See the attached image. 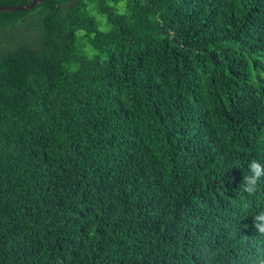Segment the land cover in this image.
I'll return each instance as SVG.
<instances>
[{
    "label": "trees",
    "instance_id": "16d2710c",
    "mask_svg": "<svg viewBox=\"0 0 264 264\" xmlns=\"http://www.w3.org/2000/svg\"><path fill=\"white\" fill-rule=\"evenodd\" d=\"M0 31V264H256L264 0H41Z\"/></svg>",
    "mask_w": 264,
    "mask_h": 264
},
{
    "label": "clouds",
    "instance_id": "9594fccd",
    "mask_svg": "<svg viewBox=\"0 0 264 264\" xmlns=\"http://www.w3.org/2000/svg\"><path fill=\"white\" fill-rule=\"evenodd\" d=\"M261 175L260 165L258 162L252 161L249 164V174L244 176L242 181L243 191L249 195L254 194ZM254 228L258 231L259 236H264V211L254 216ZM256 264H264V253L258 254Z\"/></svg>",
    "mask_w": 264,
    "mask_h": 264
},
{
    "label": "rangeland",
    "instance_id": "374dc122",
    "mask_svg": "<svg viewBox=\"0 0 264 264\" xmlns=\"http://www.w3.org/2000/svg\"><path fill=\"white\" fill-rule=\"evenodd\" d=\"M27 35V33H25ZM21 37L18 32L0 31V47L6 49L9 45L15 43Z\"/></svg>",
    "mask_w": 264,
    "mask_h": 264
},
{
    "label": "water",
    "instance_id": "95a60500",
    "mask_svg": "<svg viewBox=\"0 0 264 264\" xmlns=\"http://www.w3.org/2000/svg\"><path fill=\"white\" fill-rule=\"evenodd\" d=\"M41 0H29L22 5H3L0 6L1 11H26L34 8Z\"/></svg>",
    "mask_w": 264,
    "mask_h": 264
}]
</instances>
